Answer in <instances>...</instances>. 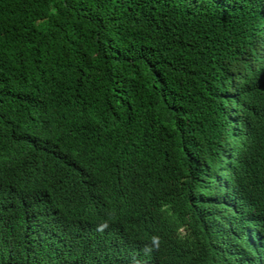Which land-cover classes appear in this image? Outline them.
Here are the masks:
<instances>
[{
    "label": "trees",
    "instance_id": "16d2710c",
    "mask_svg": "<svg viewBox=\"0 0 264 264\" xmlns=\"http://www.w3.org/2000/svg\"><path fill=\"white\" fill-rule=\"evenodd\" d=\"M243 196L264 200V0H0V264H102L109 228L157 264H264Z\"/></svg>",
    "mask_w": 264,
    "mask_h": 264
},
{
    "label": "clouds",
    "instance_id": "9594fccd",
    "mask_svg": "<svg viewBox=\"0 0 264 264\" xmlns=\"http://www.w3.org/2000/svg\"><path fill=\"white\" fill-rule=\"evenodd\" d=\"M226 209L233 216L240 218L235 223L236 227L253 229V242L257 251L260 248V252L264 254V200L255 196H243L228 203ZM89 233H97L101 240L104 233V222H97L91 226ZM126 235L128 234L112 235L110 228L108 229L105 244L101 246L99 253L102 264H115L125 261L124 251L119 250H122L126 244L137 248L143 254L138 258L131 256L127 264H157V257L164 254L165 249L157 253L162 248H152L154 246L146 248L137 245L131 238L125 237ZM118 239L120 240L115 243Z\"/></svg>",
    "mask_w": 264,
    "mask_h": 264
}]
</instances>
